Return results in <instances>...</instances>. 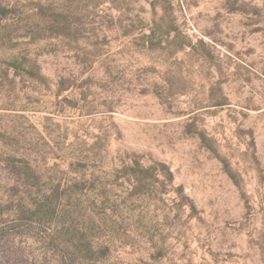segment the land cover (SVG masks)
<instances>
[{
  "label": "rangeland",
  "instance_id": "rangeland-1",
  "mask_svg": "<svg viewBox=\"0 0 264 264\" xmlns=\"http://www.w3.org/2000/svg\"><path fill=\"white\" fill-rule=\"evenodd\" d=\"M0 264H264V0H0Z\"/></svg>",
  "mask_w": 264,
  "mask_h": 264
},
{
  "label": "trees",
  "instance_id": "trees-1",
  "mask_svg": "<svg viewBox=\"0 0 264 264\" xmlns=\"http://www.w3.org/2000/svg\"><path fill=\"white\" fill-rule=\"evenodd\" d=\"M164 167V166H163ZM121 172H125L128 177H131L136 180H141V179H154L157 173H159V170L157 167H148L145 168L141 164L136 163V168H123ZM168 173V171H167ZM130 178V179H131ZM131 179V180H133ZM136 186V185H134Z\"/></svg>",
  "mask_w": 264,
  "mask_h": 264
}]
</instances>
